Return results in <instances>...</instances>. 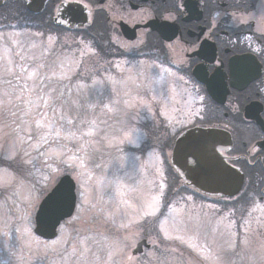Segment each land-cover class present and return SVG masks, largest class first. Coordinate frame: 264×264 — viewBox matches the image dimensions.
Masks as SVG:
<instances>
[{
	"label": "rangeland",
	"instance_id": "rangeland-1",
	"mask_svg": "<svg viewBox=\"0 0 264 264\" xmlns=\"http://www.w3.org/2000/svg\"><path fill=\"white\" fill-rule=\"evenodd\" d=\"M20 27L26 34L0 31V264H264V205L247 200L249 212L232 218L175 187L168 197L163 145L189 103L179 75L117 41L118 57L101 63L112 72L96 76L88 43L61 52L54 37ZM65 173L76 185L74 213L55 239L40 240L34 212ZM157 214L156 234L141 224ZM142 238L149 251L132 256Z\"/></svg>",
	"mask_w": 264,
	"mask_h": 264
},
{
	"label": "flooded vegetation",
	"instance_id": "flooded-vegetation-1",
	"mask_svg": "<svg viewBox=\"0 0 264 264\" xmlns=\"http://www.w3.org/2000/svg\"><path fill=\"white\" fill-rule=\"evenodd\" d=\"M42 2L5 1L0 24H43L68 3L120 43L148 46L164 56L181 75L189 102L182 117L187 123L178 131H221L219 152L243 174L234 202L243 201L247 209V200L264 205V0H47L40 12L28 10L30 5L38 11Z\"/></svg>",
	"mask_w": 264,
	"mask_h": 264
},
{
	"label": "water",
	"instance_id": "water-1",
	"mask_svg": "<svg viewBox=\"0 0 264 264\" xmlns=\"http://www.w3.org/2000/svg\"><path fill=\"white\" fill-rule=\"evenodd\" d=\"M53 18L57 25L65 27L89 24L85 14L67 4H61ZM122 31L128 39L133 38ZM221 133L211 127L187 128L175 137L167 158L170 168L183 184L203 195L233 196L242 184V172L227 164L218 150ZM193 146H199L195 155L189 154ZM56 188L61 195L54 206L53 201L47 200V197ZM74 188L73 180L63 175L41 200L34 215L35 234L45 239L56 236L60 222L73 213L76 200ZM145 244V240L140 241L133 252L139 253Z\"/></svg>",
	"mask_w": 264,
	"mask_h": 264
},
{
	"label": "trees",
	"instance_id": "trees-1",
	"mask_svg": "<svg viewBox=\"0 0 264 264\" xmlns=\"http://www.w3.org/2000/svg\"><path fill=\"white\" fill-rule=\"evenodd\" d=\"M61 33H66L64 30H60ZM72 33V41H75V42H72V45L69 44V45H65L61 42V45H60V49H61V52H64L70 48H72V51L73 49H75L77 47V43H76V39H78V37L82 40V41H92L94 38H96L95 40V43H96V50L98 51V53L96 54V58L97 60L96 61H99L100 63H96V61H91V67L93 69H95V74L96 76H100V72H107L108 69L107 68H101V63L102 61H106L108 60L109 58H111L113 55L109 52V50L106 49L105 45H102L104 44L102 41L98 40L97 39V35H99L100 30L99 29H94V28H88L86 30H82V31H70ZM97 33V35H96ZM102 43V44H101ZM81 74V71L77 70L75 72V74L72 76V82H75L78 80L79 76ZM82 77V76H81ZM87 78V77H86ZM168 141V140H167ZM167 141H166V144H167ZM164 141L162 142H159L163 143ZM166 144H164L163 146H165ZM2 164H4L6 167L8 168H14L13 171H15V173H20L22 172L23 173V170L21 167H20V164L17 162V164L14 166V163L10 162V161H3ZM168 175H169V178L172 180L173 182V185H170L167 189V193H169V196L170 198L173 196L172 195V191L173 190L172 188L177 186V181H176V176L174 174V172H170L169 170L167 171ZM21 174V173H20ZM24 174V173H23ZM25 176V175H24ZM174 188V189H175ZM179 188L181 189V187H177L176 188V191H180ZM166 193V194H167ZM168 196V197H169ZM166 199V198H165ZM167 204V199L164 201V205ZM159 218H160V214H157L155 215L154 217L150 218V219H146L142 222V226H146L147 228H151L155 231V233L157 234L158 233V229H157V224L159 222Z\"/></svg>",
	"mask_w": 264,
	"mask_h": 264
},
{
	"label": "snow or ice",
	"instance_id": "snow-or-ice-1",
	"mask_svg": "<svg viewBox=\"0 0 264 264\" xmlns=\"http://www.w3.org/2000/svg\"><path fill=\"white\" fill-rule=\"evenodd\" d=\"M198 150H199V146H193V147H192V150L190 151L189 154H191V155H195L196 152H197ZM60 195H61V194H60L58 188L53 189V190L48 194L47 200L53 201V205L55 206V204H56V202L58 201Z\"/></svg>",
	"mask_w": 264,
	"mask_h": 264
},
{
	"label": "clouds",
	"instance_id": "clouds-1",
	"mask_svg": "<svg viewBox=\"0 0 264 264\" xmlns=\"http://www.w3.org/2000/svg\"><path fill=\"white\" fill-rule=\"evenodd\" d=\"M134 129H129L128 131L125 132L124 134V139L128 142H131V135Z\"/></svg>",
	"mask_w": 264,
	"mask_h": 264
}]
</instances>
